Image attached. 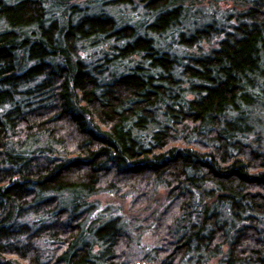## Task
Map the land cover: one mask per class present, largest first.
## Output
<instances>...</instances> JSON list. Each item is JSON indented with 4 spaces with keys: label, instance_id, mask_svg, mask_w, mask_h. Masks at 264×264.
Masks as SVG:
<instances>
[{
    "label": "trees",
    "instance_id": "obj_1",
    "mask_svg": "<svg viewBox=\"0 0 264 264\" xmlns=\"http://www.w3.org/2000/svg\"><path fill=\"white\" fill-rule=\"evenodd\" d=\"M231 1L0 0V264H264V0Z\"/></svg>",
    "mask_w": 264,
    "mask_h": 264
},
{
    "label": "rangeland",
    "instance_id": "obj_2",
    "mask_svg": "<svg viewBox=\"0 0 264 264\" xmlns=\"http://www.w3.org/2000/svg\"><path fill=\"white\" fill-rule=\"evenodd\" d=\"M201 8H206L210 13L213 11L217 18H221L225 10L227 12L232 8L231 0H194V9L191 8L192 11L199 10ZM145 242L151 243L153 238L146 234L143 237ZM144 242V243H145Z\"/></svg>",
    "mask_w": 264,
    "mask_h": 264
}]
</instances>
